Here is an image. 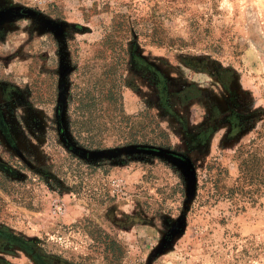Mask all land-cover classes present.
I'll use <instances>...</instances> for the list:
<instances>
[{"label": "rangeland", "instance_id": "rangeland-1", "mask_svg": "<svg viewBox=\"0 0 264 264\" xmlns=\"http://www.w3.org/2000/svg\"><path fill=\"white\" fill-rule=\"evenodd\" d=\"M15 9L30 13L0 19V264H264V182L227 192L237 149L264 153V0H0ZM99 85L119 100L73 126ZM119 110L145 118L129 129ZM135 137L185 157L194 194Z\"/></svg>", "mask_w": 264, "mask_h": 264}, {"label": "trees", "instance_id": "trees-1", "mask_svg": "<svg viewBox=\"0 0 264 264\" xmlns=\"http://www.w3.org/2000/svg\"><path fill=\"white\" fill-rule=\"evenodd\" d=\"M115 34H116V30L113 28L109 33L105 35V38L103 39L101 44L103 45V47H108L109 49H111V53L115 54L114 60H118L120 58V55L119 54L117 55L116 54L117 50L114 49V47H116L118 44V41L114 39ZM110 75H113V73H111ZM113 83L111 84V86H109L111 89L114 88ZM105 86L104 88H101V85H99L97 93H92V91L85 90V92L81 94L77 102V117L72 122L73 126H79V128H83V129L85 128L87 129L85 131H89L88 129L90 128V125L94 120L93 118L94 108L97 105L102 104L103 102L110 103L117 101V96L119 100V95L117 94V96H115V93L108 88L105 89ZM192 91H194L192 87H187L184 88L182 91H180L179 95L181 97H184L185 95H189V93H192ZM191 97L193 96H189V98ZM119 117L121 119L120 122H126V124H128L129 122L128 124L129 129H132L135 126V124L139 123L138 121L140 119L145 118L142 113H139L136 116H126L123 113V110H119ZM156 128H159L157 124H156ZM158 134L159 137L166 136L165 132L160 129H158ZM152 141H153L152 138H148V139L143 138V140L140 141L135 137L132 138L130 143L135 144L132 145L131 147H133L135 150L138 151H143V152L150 151L155 153L156 152L155 150H159V149L162 150L161 147L149 146L148 143L151 145L154 144ZM137 144H143V145H137ZM251 146L252 145L249 146V150H245L244 147L243 148L240 147L237 149L236 158L238 163L237 164L238 178L235 180L236 183L235 185L237 186L233 188H229L227 190L230 196L233 195L236 191H241L242 184H247V186L251 187L253 185L261 184L264 182V153L261 154L256 150H252ZM69 148H72L70 144H69ZM108 245L115 246L116 244L115 242L112 241L110 244H107V246Z\"/></svg>", "mask_w": 264, "mask_h": 264}, {"label": "water", "instance_id": "water-1", "mask_svg": "<svg viewBox=\"0 0 264 264\" xmlns=\"http://www.w3.org/2000/svg\"><path fill=\"white\" fill-rule=\"evenodd\" d=\"M29 13L30 12L28 10H23V9L7 10V11L0 13V19H7V18L13 17V16H22V15L29 14ZM131 149L135 150L133 147H131ZM136 151H138V150H136ZM155 151H156L155 153L150 152V151H145V152H149V153L157 154L159 156L166 157V158L171 159L173 161L179 162L184 167V169L187 172V176H188V180H189V192H190V195L192 196L194 194V191H195V178H194L193 168H192L191 164L188 162V160L179 154H175V153H172L169 151H165V150H161V149L155 150Z\"/></svg>", "mask_w": 264, "mask_h": 264}, {"label": "built area", "instance_id": "built-area-1", "mask_svg": "<svg viewBox=\"0 0 264 264\" xmlns=\"http://www.w3.org/2000/svg\"><path fill=\"white\" fill-rule=\"evenodd\" d=\"M33 4L35 5H46V4H50V3H55L58 1H62V0H31Z\"/></svg>", "mask_w": 264, "mask_h": 264}]
</instances>
